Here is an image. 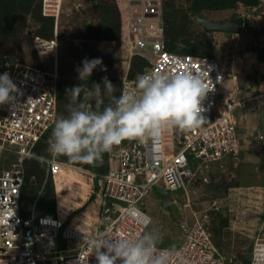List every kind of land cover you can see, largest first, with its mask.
I'll return each instance as SVG.
<instances>
[{
  "label": "built area",
  "instance_id": "built-area-1",
  "mask_svg": "<svg viewBox=\"0 0 264 264\" xmlns=\"http://www.w3.org/2000/svg\"><path fill=\"white\" fill-rule=\"evenodd\" d=\"M61 1L38 0L41 16L52 18V27L49 37H33L36 64L6 57L0 61V74L8 72L20 93L14 107L0 105V161L3 155L11 158L7 167L0 168V264H95L90 241L101 234L135 238L151 220L139 206L147 190L155 187L160 201L171 202L169 192L192 182L203 169L221 167L229 158L237 157L239 122L246 110L264 107V87L243 95L237 76L225 72L233 81V89L218 97L223 70L216 59L166 47L163 0H114L121 41L126 46L118 96L122 90L132 88L146 69L170 74L204 72L205 77L210 75L207 82L213 89L203 102L208 121L193 131L166 129L156 145L151 141H124L102 154L106 167L101 172L91 169L92 163L82 169L80 164L49 154L34 155L36 143L57 118V17ZM132 58L141 63L128 75ZM253 140L264 155V131L256 130ZM41 156L47 162L36 197L52 182L53 214H37L35 201L23 214L20 192L24 161L29 157L39 160ZM71 173L86 189L70 183L73 190L66 191L72 195H66L63 181ZM85 173L88 180L79 179ZM252 236L247 264H264V204ZM46 241L54 243L43 248L41 244ZM165 248L170 249L169 264L232 263L231 257L212 244L196 217L174 247L159 245V249Z\"/></svg>",
  "mask_w": 264,
  "mask_h": 264
},
{
  "label": "rangeland",
  "instance_id": "rangeland-1",
  "mask_svg": "<svg viewBox=\"0 0 264 264\" xmlns=\"http://www.w3.org/2000/svg\"><path fill=\"white\" fill-rule=\"evenodd\" d=\"M189 5L190 0H166L165 11L169 15L173 12L177 14L174 28L179 29L180 35L183 36L182 40L189 37L192 41H199L201 36L208 40L210 56L217 60L223 70V78L217 89L218 97L233 89V81L225 76V72L237 76L243 95L249 94L251 89L255 91L262 89L264 87V0H258L254 6H245L237 2L230 8L208 7L196 11H192ZM235 15H240L243 19L238 34L206 29L204 31L199 23L200 18L219 20ZM116 18L113 0L61 1L57 17L60 63L58 77L63 81L64 87L71 88L81 83L77 68L84 59L100 58L102 60L100 67L105 68L106 71H101L100 67L94 69L88 79L89 87L93 82L101 83L102 78L107 76L117 88L126 46L121 41ZM48 24L49 20L42 17L38 11L37 0H0L2 58L34 62L31 56L33 37L42 36ZM84 34L88 39L84 40ZM183 46L182 42L178 43V47ZM246 85L249 88L245 89ZM69 102L65 93L59 101V116L67 115L66 106ZM108 102V98L104 97V104ZM91 103L94 107V102ZM256 130L264 131L263 106L256 110H246L245 118L239 122L240 151L237 157L229 158L221 167L215 165L211 169H203L192 182L169 192L171 202L160 201L157 188L152 187L147 190L139 206L150 216L149 230H155L162 236L160 245L175 246L179 243L183 239L184 231L196 217L201 221L212 244L221 254L232 258L230 264H243V261L249 259L252 234L264 204L262 178L264 155L254 145L253 135ZM10 161V157L3 155L0 168L7 167ZM72 162L86 169V163ZM88 177L89 175L85 173L78 178L87 181ZM75 179L77 176L71 173L63 181L62 187L65 188L63 193L73 190L72 184L80 185L82 188L83 183H77ZM52 185V182L50 185L49 183L45 185L42 195L43 201L51 205L54 204ZM36 194L30 199L31 195L25 191L23 199L26 200V208H29L34 201L40 204L41 199L36 197ZM69 194L71 193L68 192L66 195ZM40 211L45 210L40 209ZM52 244L53 242L46 241L42 242L41 246L44 248Z\"/></svg>",
  "mask_w": 264,
  "mask_h": 264
},
{
  "label": "clouds",
  "instance_id": "clouds-1",
  "mask_svg": "<svg viewBox=\"0 0 264 264\" xmlns=\"http://www.w3.org/2000/svg\"><path fill=\"white\" fill-rule=\"evenodd\" d=\"M101 65L100 58L84 59L77 68L81 83L65 90L70 102L67 115L55 119L48 138L50 157L95 163L124 141L156 145L166 129L193 131L208 121L203 102L213 90L207 82L209 74L146 69L132 88L116 96L115 85L107 76L101 83L86 86L94 69ZM100 70L106 71L103 67ZM19 94L10 74H0V105L14 107ZM104 97L109 101L106 105ZM39 160L47 162L43 156ZM144 227L135 238L101 234L90 241L95 264H169L170 249H159L162 236L149 230L148 224Z\"/></svg>",
  "mask_w": 264,
  "mask_h": 264
},
{
  "label": "trees",
  "instance_id": "trees-1",
  "mask_svg": "<svg viewBox=\"0 0 264 264\" xmlns=\"http://www.w3.org/2000/svg\"><path fill=\"white\" fill-rule=\"evenodd\" d=\"M258 0H190V5L189 8L192 11H196V10H201V9H207L208 7L211 9H217V8H230L232 7L235 3L237 2H241L242 4H244L245 6H254L257 4ZM165 4H166V0H163V15H164V23H165V32H164V40L166 43V47L171 50V51H175V52H180V53H191V54H202V55H209L210 56V48H209V44H208V40L206 38H204V36H201V39H199V41L197 40H193L188 38L185 39H181L183 36L182 34L180 35V31L179 29L177 30L176 28H174V24H176V20H177V14L175 12H173L172 14H168L165 11ZM113 7L114 10L116 12V16H117V22H118V28L120 30V19H119V14L116 8V5L114 3L113 0ZM37 8L39 11V2L37 0ZM40 13V11H39ZM43 17V16H42ZM45 19L49 20V24L47 27V30L45 31V33L42 35L43 37H49L50 36V32H51V27H52V18L50 17H44ZM176 27V26H175ZM204 29V28H203ZM205 31V29H204ZM84 40L88 39L85 34L83 35ZM182 42L184 44L183 47H178V43ZM33 49H32V54L31 56L32 59H34V62H31L33 64H36V59L35 56L33 54ZM3 51L0 50V61L3 59ZM134 60V61H133ZM135 62V63H134ZM139 63H141V61L137 58H132L131 59V64L129 67V71L128 74L131 75V73L133 71H135L137 68V66L139 65ZM134 65V66H133ZM133 66V68L131 67ZM59 72H60V63L58 62V76H59ZM133 74V73H132ZM120 75V74H119ZM57 76V80H56V109H57V113H56V117L59 116V101L62 98V96H65V90L68 87H64L63 86V81L59 80V77ZM88 81H87V85H88ZM119 85H120V78H119ZM119 85L117 86V90H116V96H118V89H119ZM65 90H64V89ZM246 88H249V86L246 85ZM53 129V125H51L44 133L43 135L40 137V139L38 140V142L36 143L34 149H33V154L36 156H47V141L49 136L51 135ZM42 150H45V152H43ZM59 159H61L62 161H68V159L66 157H58ZM42 165V166H39ZM44 163H41L40 160H38L35 157H29L26 158L24 161V183L21 187V192H20V207L22 210L23 214H26L28 212V207L26 208V204L25 201L23 199V194L26 192H29L30 199L35 196V194L37 193L39 186L41 185L42 181H43V174H44ZM106 167V159L104 156L101 157V159L95 163H92L90 165V168L97 171V172H101L103 170H105ZM39 180V181H38ZM50 185V183H49ZM45 190V186L42 189V192L40 193L39 197L41 199L40 204L38 205L37 201H36V213L37 214H53V209L51 207V203H47V201H43L42 199V195L43 192ZM40 209L45 210V211H40ZM58 243L61 244V242L56 241ZM248 260L243 261V264H247Z\"/></svg>",
  "mask_w": 264,
  "mask_h": 264
},
{
  "label": "water",
  "instance_id": "water-1",
  "mask_svg": "<svg viewBox=\"0 0 264 264\" xmlns=\"http://www.w3.org/2000/svg\"><path fill=\"white\" fill-rule=\"evenodd\" d=\"M199 23L202 25L204 29L209 31L238 34L241 31L243 25V19L240 15H235L229 18H224L219 20L200 18ZM262 178L264 180V170L262 173Z\"/></svg>",
  "mask_w": 264,
  "mask_h": 264
},
{
  "label": "crops",
  "instance_id": "crops-1",
  "mask_svg": "<svg viewBox=\"0 0 264 264\" xmlns=\"http://www.w3.org/2000/svg\"><path fill=\"white\" fill-rule=\"evenodd\" d=\"M87 41V40H86Z\"/></svg>",
  "mask_w": 264,
  "mask_h": 264
}]
</instances>
